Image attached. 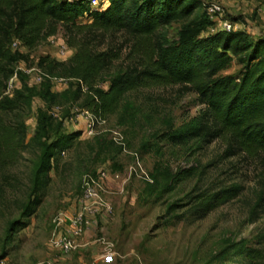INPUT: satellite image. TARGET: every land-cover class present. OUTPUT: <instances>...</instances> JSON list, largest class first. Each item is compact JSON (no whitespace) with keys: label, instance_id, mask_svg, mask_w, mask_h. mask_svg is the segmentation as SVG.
<instances>
[{"label":"rangeland","instance_id":"1","mask_svg":"<svg viewBox=\"0 0 264 264\" xmlns=\"http://www.w3.org/2000/svg\"><path fill=\"white\" fill-rule=\"evenodd\" d=\"M218 1L225 17L264 34V0ZM180 23L160 27L157 37L173 39ZM51 38L66 44L59 27L29 49L27 64L35 65L45 55L55 57ZM101 39L98 49L118 51L97 81L106 87L128 65L132 40L124 31L106 32ZM240 67L233 59L221 73L236 74ZM50 72L62 77L56 69ZM19 81L29 89L22 111L25 148L5 178L0 173V259L6 264H39L58 254L50 239L67 222L59 225L57 216L78 210L85 176L100 170L110 175L101 194L110 211L100 213L98 224L78 239L79 246L63 255L67 262L249 264L248 249L264 253V202L259 201L264 156H228L218 139L173 143L163 136L199 114L194 92L178 84L129 91L114 113L103 119L92 115L88 133L75 79L54 83L49 93L31 75ZM55 107L60 118L51 114ZM41 113L47 117L44 137L34 134ZM56 140L59 146L47 162L42 159L45 147ZM231 185L240 188L231 200L200 216L191 207L199 194ZM260 261L264 264V257Z\"/></svg>","mask_w":264,"mask_h":264},{"label":"trees","instance_id":"2","mask_svg":"<svg viewBox=\"0 0 264 264\" xmlns=\"http://www.w3.org/2000/svg\"><path fill=\"white\" fill-rule=\"evenodd\" d=\"M102 1L103 6L91 7L90 0H0L3 178L25 148L22 111L29 96L25 93L29 89H23L19 81L22 75L27 76L23 71L17 70V87L12 95L5 94L7 82L16 66H29V49L53 36L59 27L74 52L65 60L45 55L35 64L51 76L54 75L50 71L56 69L62 77L75 79L78 94L83 95L82 107L95 118L114 113L129 91L178 84L196 94L201 108L189 123L164 132L167 140L182 143L193 138L207 142L218 139L228 156H264V34L253 35L245 29L210 32L214 22L200 0ZM80 19L84 22H78ZM171 22H181L175 37H157V30ZM114 31H124L132 40L129 63L108 80L106 87L97 86L101 73L118 58V51L111 47L98 49L104 34ZM14 40L19 42L16 49L11 48ZM233 59L241 65L238 73L222 74ZM39 85H45L49 93L54 84L44 78ZM38 119L34 134L44 137L47 117L41 113ZM58 146V140L47 144L42 159L48 162L51 151ZM239 190L238 185H231L201 193L191 207L198 216L203 215L234 198ZM259 201L264 202V195L259 196ZM245 256L249 264H262L264 253L261 249H248Z\"/></svg>","mask_w":264,"mask_h":264},{"label":"built area","instance_id":"3","mask_svg":"<svg viewBox=\"0 0 264 264\" xmlns=\"http://www.w3.org/2000/svg\"><path fill=\"white\" fill-rule=\"evenodd\" d=\"M201 5L205 13L213 20L214 24L210 27V32H215L217 30H238L245 29L251 34L253 33L247 28H243L242 23L238 21H233L224 16V7L222 3L218 0H200ZM104 2L101 0H90L91 7L103 6ZM50 41L55 46V57L60 60H65L70 57L69 52L72 51L71 48L64 42H57L55 39L51 38ZM19 47V42L14 40L11 44L12 49ZM17 70L23 71L27 75H31L36 83H40L44 78H49L52 83H67L68 79L63 77L51 76L45 71H43L39 66L29 65L21 63L16 66L15 72L12 77L8 80L5 94L12 95L13 90L17 87ZM101 86V85H100ZM59 108L55 107L51 114L54 117H59ZM82 115H84L85 129L88 133H91L93 126V117L95 116L90 113L87 109L82 110ZM93 115V117H92ZM78 120V118L76 119ZM118 176V175H116ZM109 173L105 170H100L96 175H86L81 190V196L79 198L80 207L76 212L71 215H65L60 213L57 216L58 224H63L67 222V227L63 231H57L51 239V247L58 252L51 258H48L39 264H74L67 262L63 255H66L74 251L78 246V239L91 231L93 227L98 224V216L100 213H105L110 211V207L104 202L102 198V192L109 183ZM0 264H6L4 259H0Z\"/></svg>","mask_w":264,"mask_h":264}]
</instances>
